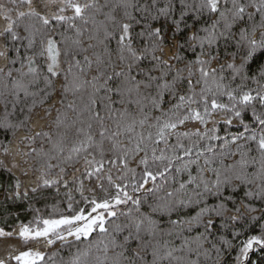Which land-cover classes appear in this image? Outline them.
<instances>
[{"label":"snow or ice","instance_id":"obj_1","mask_svg":"<svg viewBox=\"0 0 264 264\" xmlns=\"http://www.w3.org/2000/svg\"><path fill=\"white\" fill-rule=\"evenodd\" d=\"M0 264H264V0H0Z\"/></svg>","mask_w":264,"mask_h":264}]
</instances>
